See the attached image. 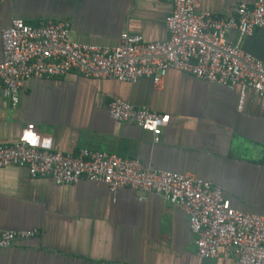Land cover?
Segmentation results:
<instances>
[{
	"label": "crops",
	"instance_id": "obj_1",
	"mask_svg": "<svg viewBox=\"0 0 264 264\" xmlns=\"http://www.w3.org/2000/svg\"><path fill=\"white\" fill-rule=\"evenodd\" d=\"M255 0H201V11L222 17ZM166 0H0L2 31L14 18L38 26L65 20L72 39L114 46L123 33L146 42L167 40ZM236 34L232 32L233 40ZM243 50L264 62V29ZM120 99L170 120L158 144L152 134L109 116ZM169 71L161 86L86 79L78 74L27 81L13 106L0 93V144L28 138L42 147L78 154L82 149L135 158L149 170L188 174L220 187L231 206L264 216V102ZM47 142V144H45ZM36 230L32 239L0 249V264H235L201 259L181 207L153 192L80 180L58 185L32 178L25 167L0 168V231Z\"/></svg>",
	"mask_w": 264,
	"mask_h": 264
},
{
	"label": "built area",
	"instance_id": "obj_2",
	"mask_svg": "<svg viewBox=\"0 0 264 264\" xmlns=\"http://www.w3.org/2000/svg\"><path fill=\"white\" fill-rule=\"evenodd\" d=\"M173 6L166 18L168 38L146 42L123 33L114 46L72 39L65 20L33 26L14 18L1 34L0 93L13 106L20 102L23 85L30 80L78 74L86 79L136 84L150 80L161 86L169 71L182 72L229 90L246 92L264 102V62L243 50L246 38L264 29V0L241 3L229 17L201 11V0H166ZM234 32L232 40L230 34ZM109 116L152 134L158 144L170 120L146 107L120 99L109 104ZM264 161V152H263ZM25 167L32 178L50 177L58 185L80 180L100 183L115 192L120 188L159 194L181 207L195 236L201 259L234 258L235 264H264V216L234 209L224 191L188 174L146 169L135 158L82 149L67 154L23 138L0 144V168ZM36 230L0 231V249L32 239Z\"/></svg>",
	"mask_w": 264,
	"mask_h": 264
},
{
	"label": "clouds",
	"instance_id": "obj_3",
	"mask_svg": "<svg viewBox=\"0 0 264 264\" xmlns=\"http://www.w3.org/2000/svg\"><path fill=\"white\" fill-rule=\"evenodd\" d=\"M45 144H47V142H45Z\"/></svg>",
	"mask_w": 264,
	"mask_h": 264
}]
</instances>
